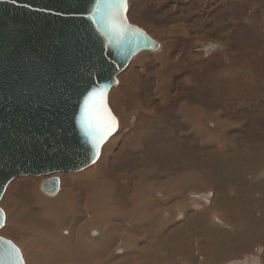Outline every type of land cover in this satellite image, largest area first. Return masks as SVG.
Returning a JSON list of instances; mask_svg holds the SVG:
<instances>
[{"label":"rangeland","instance_id":"rangeland-1","mask_svg":"<svg viewBox=\"0 0 264 264\" xmlns=\"http://www.w3.org/2000/svg\"><path fill=\"white\" fill-rule=\"evenodd\" d=\"M127 15L160 49L138 53L111 89L117 133L82 171L13 180L0 201L7 216L0 237L25 264H199L201 255L209 256L204 264H264V0H128ZM52 178L60 184L54 198L40 189ZM233 185L245 194L228 198ZM64 190L65 205H48ZM158 193L171 201L159 204ZM171 210L180 213L170 219ZM233 210L246 218L244 241L232 236ZM55 217L63 228L50 234ZM218 218L227 225L217 227ZM95 224L106 244L90 256L77 240ZM125 244L128 253H113Z\"/></svg>","mask_w":264,"mask_h":264},{"label":"water","instance_id":"water-1","mask_svg":"<svg viewBox=\"0 0 264 264\" xmlns=\"http://www.w3.org/2000/svg\"><path fill=\"white\" fill-rule=\"evenodd\" d=\"M93 6L94 0H0V200L17 178L75 173L97 162L118 121L93 149L80 128L84 97L107 85L109 106L132 58L159 47L128 19L144 35L132 31L123 45L110 44L89 19ZM127 11L128 0L126 18ZM41 190L57 194L59 180H46ZM5 220L3 211L0 230ZM5 253L0 247V261L11 264ZM15 264H24L20 249Z\"/></svg>","mask_w":264,"mask_h":264},{"label":"snow or ice","instance_id":"snow-or-ice-1","mask_svg":"<svg viewBox=\"0 0 264 264\" xmlns=\"http://www.w3.org/2000/svg\"><path fill=\"white\" fill-rule=\"evenodd\" d=\"M15 3L16 0H13ZM127 0H94L93 10L89 19L97 26L98 31L105 35L110 44L123 45L130 32H138L143 36L142 30L133 29L127 23L125 12ZM107 85L93 87L83 99L80 109L79 121L83 135L89 145L95 149L100 142L105 140L117 127L116 117L112 114L107 104ZM3 210L0 209V215ZM0 247L6 249V256L11 264L19 259V249L11 241L0 238ZM3 264V261H0Z\"/></svg>","mask_w":264,"mask_h":264},{"label":"bare ground","instance_id":"bare-ground-1","mask_svg":"<svg viewBox=\"0 0 264 264\" xmlns=\"http://www.w3.org/2000/svg\"><path fill=\"white\" fill-rule=\"evenodd\" d=\"M128 12V11H127ZM128 14V13H127ZM127 19H128V15H127ZM128 21H129V19H128ZM130 22V21H129ZM131 23V22H130ZM132 25H134V26H138V25H135V24H133V23H131ZM139 27V26H138ZM139 28H141V27H139ZM146 34H147V36L150 38V39H152V40H154L143 28H141ZM155 41V40H154ZM155 42H157V41H155ZM158 43V42H157ZM159 44V43H158ZM159 49H160V44H159V47L156 49V50H151V49H147V50H143V51H153V52H157V51H159ZM142 52V51H141ZM140 53V52H139ZM136 56V55H135ZM134 56V57H135ZM133 57V58H134ZM132 58V59H133ZM126 70V69H125ZM124 70V71H125ZM123 71V72H124ZM120 75V74H119ZM117 79H118V77H117ZM111 91V90H110ZM110 93V92H109ZM233 96V95H232ZM240 106V105H239ZM196 107H197V105H196ZM111 108V107H110ZM112 110V109H111ZM113 112V111H112ZM196 113V112H195ZM114 114V113H113ZM115 115V114H114ZM200 115V114H199ZM116 117V116H115ZM186 117V116H185ZM214 117V116H213ZM216 117V116H215ZM117 118V117H116ZM207 120V119H206ZM211 120V119H210ZM117 121H118V119H117ZM214 122L212 121V124H213ZM216 123V122H215ZM217 123H219V122H217ZM211 124V125H212ZM205 125V124H204ZM214 125V124H213ZM215 126H217V125H215ZM230 126V125H229ZM118 127H119V122H118ZM205 127H206V125H205ZM211 127V126H210ZM208 128V127H207ZM118 130V129H117ZM202 130V129H201ZM179 131V130H178ZM203 131V130H202ZM204 131H205V129H204ZM212 131V130H211ZM117 133V131L114 133V135ZM206 134V133H205ZM113 135V136H114ZM208 135V134H207ZM112 136V137H113ZM200 137V136H199ZM111 139V138H110ZM109 139V140H110ZM108 140V141H109ZM207 140V139H206ZM210 140V139H209ZM211 142V141H210ZM213 143V142H212ZM230 144V143H229ZM228 144V145H229ZM234 144V143H233ZM235 145V144H234ZM240 145V144H239ZM243 145V144H242ZM245 147V146H244ZM103 149V148H102ZM231 149V148H230ZM235 149V148H234ZM241 149V148H240ZM243 150V149H242ZM241 150V151H242ZM235 151V150H234ZM230 152V151H229ZM101 153H102V150H101ZM99 160V159H98ZM97 160V161H98ZM155 160V159H154ZM96 163V162H95ZM94 163V164H95ZM162 164H163V162H162ZM164 165V164H163ZM92 166V165H91ZM155 167V166H154ZM157 168V167H156ZM167 168V167H166ZM164 169V168H163ZM155 170V169H154ZM262 171V170H261ZM60 173H62V172H60ZM245 173V172H244ZM252 173V172H251ZM57 174V173H56ZM226 174V173H225ZM52 175H54V174H52ZM154 175H156V174H154ZM223 175V174H222ZM37 177H39V176H37ZM235 177V176H234ZM246 177V176H245ZM195 178V177H194ZM237 178V177H236ZM58 179V178H57ZM205 179H207V178H205ZM219 179V178H218ZM59 180V179H58ZM208 180H209V178H208ZM213 180V179H212ZM215 180V179H214ZM216 181V180H215ZM214 181V182H215ZM235 181H236V179H235ZM239 181V180H238ZM228 182V181H227ZM233 182V181H232ZM237 182V181H236ZM204 183V182H203ZM234 183V182H233ZM232 183V184H233ZM238 183V182H237ZM240 183H241V181H240ZM243 183H244V181H243ZM225 184H226V182H225ZM235 184V183H234ZM249 183H247V184H245V185H248ZM251 184V183H250ZM101 185V184H100ZM227 185V184H226ZM261 185V184H260ZM42 186V185H41ZM94 186V185H93ZM106 186V185H105ZM234 187L230 190V193H229V195L227 196L228 198L229 197H231L232 196V198H234L233 197V195H236V193L238 192V190H239V195L242 197V195H244L245 193H244V189L243 188H241V187H244V186H242L241 185V187H239V186H235V185H233ZM251 186V185H250ZM8 187V186H7ZM61 187H63V186H61ZM102 187H103V184H102ZM228 187V186H227ZM227 187H226V189H227ZM232 187V186H231ZM248 187V186H247ZM184 188V187H183ZM7 189V188H6ZM41 189V188H40ZM64 189V188H63ZM186 189V188H185ZM226 189H224V191L226 190ZM228 189H229V187H228ZM246 189V192H247V188H245ZM248 189H250V188H248ZM59 190H60V184H59ZM258 190V189H257ZM6 191V190H5ZM229 191V190H228ZM41 192L42 193H44L42 190H41ZM59 192V191H58ZM173 192V191H172ZM191 192H193V191H191ZM176 193V192H175ZM183 193H185V192H183ZM202 193V192H201ZM222 193V192H221ZM226 193H228V192H226ZM263 193V192H262ZM261 193V194H262ZM45 194V193H44ZM92 194H94V193H92ZM100 194V193H99ZM195 194V193H194ZM198 194H200V193H198ZM203 194H204V192H203ZM207 194V193H206ZM247 194V193H246ZM260 194V193H259ZM260 194V195H261ZM45 195H49L50 196V194H45ZM56 195V194H55ZM55 195H53V196H55ZM154 195V194H153ZM170 194H167V195H165V193H164V197H162L159 193H158V195H156V197H154L156 200H158V199H160L161 197V199H160V202H159V204L164 200V202H168L169 203V201H171L170 200V198H171V196H169ZM216 195H218V194H216ZM53 196H51V197H53ZM106 196V195H105ZM194 196V198H197L198 196L197 195H193ZM200 196V195H199ZM204 196H206V195H204ZM225 196V195H224ZM239 196V197H240ZM264 196V195H263ZM66 197H67V192L64 190L63 191V193H62V195L59 197V199H57V200H55V201H48L47 200V203H48V205H54V206H57V204L58 203H60V204H64L65 205V199H66ZM238 196H236L235 197V199L237 198ZM261 197V196H260ZM54 198V197H53ZM175 198L176 199H178V200H184L183 198H184V196H183V194H177V195H175ZM211 198V197H210ZM224 198V197H223ZM253 198H256V197H254L253 196ZM116 199V198H115ZM189 199V198H188ZM192 199V198H191ZM207 199H209V198H207ZM225 199V198H224ZM227 199V198H226ZM240 199V198H239ZM107 200V199H106ZM198 201H202L203 199H197ZM205 200V199H204ZM221 200V199H220ZM231 201H233L232 199H230ZM257 200V199H256ZM1 201V200H0ZM200 201V202H201ZM228 201H229V199H228ZM228 201H225V202H228ZM236 201H237V199H236ZM242 201V200H241ZM17 202V201H16ZM67 202V201H66ZM183 202V201H182ZM208 202V201H207ZM234 202V201H233ZM238 202V201H237ZM184 203V202H183ZM198 203V202H197ZM211 203H214V202H211ZM210 203V204H211ZM217 203V202H216ZM240 203H242V202H240ZM257 203V202H256ZM13 204V203H12ZM204 204V203H203ZM235 204V203H234ZM264 204V203H263ZM262 204V205H263ZM41 205V204H40ZM179 205V204H178ZM181 205V204H180ZM214 205H216V204H214ZM222 205H223V203H222ZM229 205H231V204H229ZM233 205V204H232ZM231 205V206H232ZM182 206V205H181ZM224 206V205H223ZM228 206V205H227ZM227 206L225 207L226 209H227ZM231 206H229V207H231ZM235 206V205H234ZM14 207V206H13ZM39 207V202H38V200H36L35 202H32V204H31V209L32 210H36L37 208ZM113 207V206H112ZM177 207V206H176ZM175 207V208H176ZM211 207V206H210ZM216 207V206H215ZM237 207V206H236ZM242 207V206H241ZM244 207V206H243ZM255 207V206H254ZM260 207H261V205H260ZM1 208V207H0ZM181 208V207H180ZM217 208H220V207H217ZM233 208V207H232ZM239 208V207H238ZM249 208V207H248ZM264 207H262V209H263ZM160 209V208H159ZM163 209V208H162ZM182 209H184V206H183V208ZM197 209V208H196ZM235 209V208H234ZM241 209H243V208H241ZM255 209V208H254ZM259 209H261V208H259ZM261 209V210H262ZM181 210V209H180ZM185 210V209H184ZM220 210V209H219ZM229 210V209H228ZM146 211V210H145ZM172 211V215H171V218L170 219H173L174 218V216L176 215V214H178V213H180V212H178L179 210H171ZM201 211H203L202 209H201ZM221 211V210H220ZM234 211V210H233ZM232 211V212H233ZM260 211V210H259ZM18 212V211H17ZM41 212V211H40ZM167 212V211H166ZM178 212V213H177ZM205 212V211H204ZM207 212V211H206ZM212 212V211H211ZM228 212V211H227ZM231 212V211H230ZM242 212V211H241ZM246 212H247V210H246ZM252 212V211H251ZM5 213V212H4ZM201 213V212H200ZM200 213L198 212V213H196V214H199L200 215ZM233 213H235V211L233 212ZM256 213V212H255ZM262 213H264V212H262ZM11 214V213H10ZM165 214V213H164ZM168 214V213H167ZM170 214V213H169ZM190 214V213H189ZM196 214H194V215H196ZM236 214V213H235ZM247 214H249V213H247ZM260 214V216H261V213H259ZM157 215V213L155 214V216ZM184 215V214H183ZM199 215H197V217L199 216ZM207 215V214H206ZM228 215V214H227ZM231 215H233V214H231ZM9 216V215H8ZM12 216V215H11ZM15 216L17 217V218H21L22 217V214L21 213H16L15 214ZM154 216V217H155ZM165 216H167V215H165ZM193 216V215H192ZM201 216V215H200ZM208 216V215H207ZM249 216V215H248ZM5 217H6V219H7V216H6V214H5ZM188 217V216H187ZM203 217V216H202ZM264 217V216H263ZM10 218V217H9ZM37 218H38V216H37ZM61 218H62V216H61ZM175 218H176V216H175ZM189 218V217H188ZM194 219H195V217H193ZM205 218H206V216L205 217H203L200 221L201 222H204V223H209V226L210 227H213L212 226V221L211 220H208V221H206L205 220ZM239 218V214H236V221L239 223V226H238V228L236 229V230H234V228L232 229V236L233 237H235V236H238L240 239H239V241H244L245 240V238L244 239H241V231H243V229H246V222L243 220V219H241V220H237ZM251 218H252V216H251ZM28 219V218H27ZM166 219V218H165ZM208 219V218H207ZM215 219V218H214ZM219 220H220V225H216L217 227H223V225H227V224H224L225 222L221 219V218H218ZM228 219V218H227ZM255 220H256V218H254ZM260 219V218H259ZM259 219H257V222L259 221ZM263 219V218H262ZM169 220V219H168ZM184 224L186 223V222H188V220L189 219H187V218H184ZM230 220H232L233 221V219H232V217H231V219ZM38 221V220H37ZM53 221H55V226H54V229H53V231L52 232H50V234H58L59 232H61V227L63 228V226H62V223L59 221V219L57 218V217H55L54 219H53ZM173 221V220H172ZM192 221V220H191ZM200 221H198V220H196V222L198 223L199 222V226H200V224H201V222ZM222 221V222H221ZM180 222H181V220H180ZM228 222V221H227ZM231 222V221H230ZM256 221H255V223H257ZM5 223H6V220H5ZM182 223H183V221H182ZM193 223V222H192ZM211 223V224H210ZM233 223H234V221H233ZM252 223V222H251ZM12 224H14V221H12ZM27 224V223H26ZM162 224V223H161ZM189 224V223H188ZM230 224V223H229ZM248 224V223H247ZM250 224V223H249ZM254 225V224H253ZM263 225V224H262ZM5 226V225H4ZM44 226V225H43ZM160 226V225H159ZM162 226V225H161ZM169 226V225H168ZM185 226V225H184ZM183 226V227H184ZM188 226V225H187ZM195 226V225H194ZM201 226H202V224H201ZM215 226V227H216ZM251 226V225H250ZM254 226H257V225H254ZM24 227V226H23ZM170 227V226H169ZM203 227V226H202ZM216 227V228H217ZM237 227V226H236ZM201 228V227H200ZM227 228V227H226ZM257 228V227H256ZM24 229V228H23ZM158 229H159V227H158ZM214 229V228H213ZM218 229V228H217ZM166 230H168V229H164V231H166ZM153 231V230H152ZM41 232H43V230H41ZM54 232V233H53ZM163 232V231H162ZM158 233H161V232H158ZM227 233V235H229V233L228 232H226ZM173 235V234H172ZM82 236H84L85 237V239H83V238H81ZM82 236L81 237H78V240H77V244H80L81 245V248L82 249H84V250H86V251H88V252H90V256H91V254H95V253H97V252H99V251H101V249H104V245H102V244H106V243H102V244H99V242L101 241V239L104 237V226L103 225H97V224H95V225H93V226H91V227H88V228H86L85 230H84V232L82 233ZM51 237V236H50ZM136 238V237H135ZM138 238V237H137ZM6 239V238H5ZM106 239V238H105ZM8 240V239H7ZM10 241V240H9ZM104 241V240H103ZM133 241H136V240H133ZM12 242V241H11ZM176 242H177V240H176ZM181 242V241H180ZM186 242V241H185ZM217 244H222L223 243V241H222V237H218L217 238V240L215 241ZM215 242H214V247H212V248H214L215 249ZM51 243H53V242H51ZM54 243H57L56 241H54ZM133 243V242H132ZM182 243V242H181ZM201 243V242H200ZM134 244H135V242H134ZM137 244V243H136ZM163 244V243H162ZM172 244V243H171ZM171 244H170V246H171ZM24 245H26V244H24ZM33 245V244H32ZM138 245V244H137ZM156 245V244H155ZM131 246V245H130ZM154 246V245H153ZM207 246V245H206ZM134 247H136V246H134ZM157 246H155V248H156ZM168 247V246H167ZM133 248V247H132ZM157 248H159V246L157 247ZM164 248V247H163ZM166 248V247H165ZM178 248H179V246H178ZM206 248V247H205ZM209 248H210V246H209ZM130 248H129V246L128 245H123V246H121L120 248H118V249H116V251L115 252H113L115 255H123L125 252H127L128 253V251L127 250H129ZM135 249H137V247L135 248ZM207 250H208V248H206ZM175 250H177V249H175ZM106 251H108V250H106ZM131 251H134V248H133V250H131ZM184 251V250H183ZM212 251V250H211ZM110 252V251H109ZM134 253V252H133ZM186 253V252H185ZM108 254V253H107ZM112 254V253H111ZM164 254V253H163ZM192 254V253H191ZM213 254V252L211 253V255ZM216 254V253H215ZM22 255V254H21ZM36 255H37V253H36ZM92 255V256H93ZM159 255V254H158ZM162 255V254H161ZM170 255H172V254H170ZM174 255V254H173ZM210 255V256H211ZM40 256V255H39ZM60 256V255H59ZM113 256V255H112ZM160 256V255H159ZM186 256V255H185ZM194 256H196V255H194ZM57 257V256H56ZM62 257V256H61ZM165 257V256H164ZM200 257H202V261H199V264H204L207 260H208V257L209 256H207V255H201ZM22 258H23V256H22ZM197 258V257H196ZM69 259V258H68ZM97 259V258H96ZM192 259H194V258H192ZM198 259H199V257H198ZM102 260V259H101ZM105 260H106V258H105ZM23 261H24V259H23ZM141 261V260H140ZM181 261V260H180ZM185 261H187V260H185ZM195 260H193V262H194ZM256 260H249V264H253V262H255ZM105 262H107V261H105ZM110 263V262H109ZM182 263V262H181ZM24 264H25V262H24ZM70 264V263H69ZM98 264V263H97ZM102 264V263H101ZM237 264H239V263H237ZM240 264H248V263H240Z\"/></svg>","mask_w":264,"mask_h":264}]
</instances>
